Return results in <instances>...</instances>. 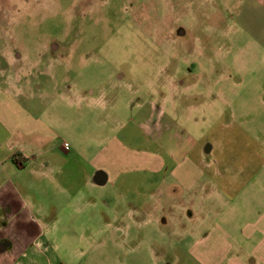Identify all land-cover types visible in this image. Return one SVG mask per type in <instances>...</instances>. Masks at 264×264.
Listing matches in <instances>:
<instances>
[{"label":"rangeland","instance_id":"rangeland-1","mask_svg":"<svg viewBox=\"0 0 264 264\" xmlns=\"http://www.w3.org/2000/svg\"><path fill=\"white\" fill-rule=\"evenodd\" d=\"M0 104L2 117L15 121L6 120L16 130L9 146L26 159L23 168L0 165V186L7 188L0 200V262L10 264L12 247L35 240L46 263L114 264L110 234L100 229L103 213L114 207L121 212L111 237L141 243L146 247H133V254L141 249L152 259L163 250L148 244L177 241L191 225L189 193L174 197V180L163 184L164 175L131 171L103 187L93 177L70 192L55 177L86 181L94 163L126 160L130 150L174 152L179 160L191 150L196 160L211 145L208 161L228 167L252 162L257 145L263 161L264 6L258 0H0ZM119 148L131 155L122 157ZM39 149L50 151L36 154ZM45 160L55 168L40 171ZM232 167L227 179L236 181ZM258 179L264 191V171ZM205 184L191 197L220 195ZM133 196L137 201L128 200ZM216 205L203 204L210 215ZM128 252L118 248L115 264Z\"/></svg>","mask_w":264,"mask_h":264},{"label":"crops","instance_id":"crops-1","mask_svg":"<svg viewBox=\"0 0 264 264\" xmlns=\"http://www.w3.org/2000/svg\"><path fill=\"white\" fill-rule=\"evenodd\" d=\"M258 2L261 6H264V0H258ZM6 120L7 122H15L12 116L9 119H4L0 113V165L3 167L5 163L13 162L23 168L26 159L23 155L18 156L20 153V151H17L18 149L14 150L13 147L9 146V141L16 130H9ZM155 129L156 132H162V129L158 127ZM27 135H32L31 131H28ZM120 143L122 142L120 141ZM118 146L123 145L120 144ZM255 147L252 162L238 165L230 163L228 167L226 166L227 163L224 162L214 161L212 163L208 161L207 158L213 152L211 145H208L203 150L201 158L196 160L190 156L191 150L183 155V159L179 160L174 152H165L164 157L162 154H153L150 150H130L133 156L131 153L127 154L124 151L125 149L122 151L119 148V154L122 157L127 155H131V157L126 160L122 158L120 161L117 160L115 162L104 161V164L94 163L92 175L87 174L86 181L70 178L67 173V176L62 174L64 177H55V179H59L60 183L69 186L68 191L72 192V188L78 187L79 184H84L89 180L92 181L93 177H96L94 183L99 187H103L109 182L115 183L116 180L125 177L131 171H146L154 175H164L163 184L168 177L174 180V187L178 190L173 194L174 197L183 196L185 191L189 193L193 207H191L189 212L191 225L187 236L178 235L177 241L167 244L160 243L162 246L155 244L158 242L148 244L147 247L154 246L157 250H163L159 254H151L154 256L152 259L141 249L138 250L137 254H133L131 251L133 247H146L144 245L139 246L141 243L131 242L134 246L129 249L128 247L132 244H126V242L117 243L115 237H111V233H115L117 229L116 217L121 210L116 211L117 207H114L109 209L110 212L105 211L103 213L105 220L103 219L100 229L105 234H110L111 243H107V246L110 249V259L114 258V264L116 263L114 256L118 248L129 250L128 254L125 253V258L117 260V262L121 261V264H264V191L263 185L262 183L260 184L258 179L259 175L264 171V159L263 161L259 159L261 147L257 145ZM42 150L39 149L36 154L44 152L47 156L50 151ZM232 166H235L236 169V181H234L233 177L227 179L228 172L234 168ZM37 168L40 171H47L52 170L55 166L53 162L45 160L38 164ZM85 171L83 169L82 174L84 173L85 175ZM68 179L75 180L71 186L68 185ZM204 183H206L205 185H213L215 191H220V195L215 197L210 188L211 193L200 197H191L190 194L200 188L201 185H204ZM0 187L2 189L0 191V200H3L7 193V188H5L3 183ZM136 199L137 196H133L128 200L137 201ZM208 202L217 204L215 215H213L215 209L211 215L205 211L203 204ZM142 207L141 205L140 208ZM135 209H137L135 204L129 208L132 216L135 215ZM125 211L127 212V208ZM217 215H219V218L216 219ZM111 217L114 218L111 219ZM198 224L200 225L199 227H197ZM100 243L98 241V244ZM37 245L38 243L34 240L27 245H23L21 249L12 247V251L8 252L10 254L9 263L57 264V262L53 263L50 260H47V263L43 262V259L37 255V251L39 252ZM3 259L4 257L1 256L0 261L4 262Z\"/></svg>","mask_w":264,"mask_h":264}]
</instances>
